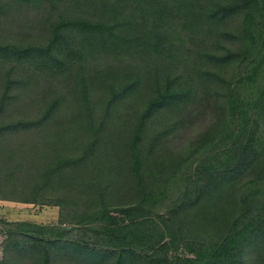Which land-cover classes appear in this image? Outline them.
Masks as SVG:
<instances>
[{
  "label": "trees",
  "instance_id": "16d2710c",
  "mask_svg": "<svg viewBox=\"0 0 264 264\" xmlns=\"http://www.w3.org/2000/svg\"><path fill=\"white\" fill-rule=\"evenodd\" d=\"M76 2L0 0V14L25 7L60 8V19L50 29L46 43L31 44L20 34L22 43L0 44V63L31 64L39 71L76 67L72 85L80 92L81 105L72 121L91 123L86 131L91 140L77 149L52 148L47 152L38 145L13 146L10 140L21 134L41 132L50 123H66L60 117L61 98L31 101L12 94L15 89L29 88L31 77L13 80V69L8 71L0 78V200L37 204L39 198H50L65 202L75 200L78 193L86 198L80 201L88 205L79 224L105 227L102 235L106 242L90 244L47 240L46 228L27 224L32 229L27 233L33 235L28 238L34 242L31 249L44 250V264H52L53 254L60 250L73 251L84 264H103L113 258L115 264H151L137 254L136 244L148 245L155 238H168L175 244L181 237L176 221L188 215L215 223L221 237L210 248L191 252L193 257L178 256V264H250L249 255L264 244V188H240V182L247 176L252 177L253 185L264 182V87L255 100H245L236 83L221 72L253 61L260 0H86L81 9ZM238 17H243L241 34L222 30L226 22ZM166 27L180 35L181 41L182 34L186 35L193 48L185 43L175 45L178 38L167 34ZM221 39L243 44L236 50ZM175 46L178 51H189L186 63L178 59ZM101 59L114 60L119 66L99 68ZM263 70L264 57L238 85L245 81L256 84ZM218 88L223 92L218 94ZM96 93L103 106L99 118L92 105ZM32 104L41 113L36 117L12 119L8 113L13 105L26 108ZM195 109H213L217 117L214 125L196 137L193 147L187 149L190 154L165 150L173 132L189 121L193 125ZM163 114L177 116L178 121L149 137L148 126ZM128 126L131 132L125 131ZM217 137L223 150L214 161L200 165L197 191L179 197L168 212L155 213L158 185L166 188L191 154ZM121 159L129 164L130 174L113 181L100 173L107 185L102 187L99 179L94 183L95 170L103 172ZM20 188L24 196L19 200L7 196ZM31 192L33 198L25 200ZM101 197L97 206L95 200ZM127 197L134 202L127 204ZM155 216L160 224L154 221ZM0 222L8 223L1 218ZM9 237L13 234L7 235L6 255L0 264L8 263L12 250H25L22 243L9 242Z\"/></svg>",
  "mask_w": 264,
  "mask_h": 264
},
{
  "label": "rangeland",
  "instance_id": "374dc122",
  "mask_svg": "<svg viewBox=\"0 0 264 264\" xmlns=\"http://www.w3.org/2000/svg\"><path fill=\"white\" fill-rule=\"evenodd\" d=\"M76 1L80 9L87 5L86 0ZM260 3L261 11L257 17V43L254 50L255 57L253 61L246 66H231L221 72V75L224 78L229 81L233 80L236 83V89L239 91L240 96L249 101L255 100L264 87V70L261 72L256 84H248L245 81L244 84L238 85L241 78H246L251 75L253 67L264 57V0H260ZM58 9H60L58 6L53 7L47 5L39 8L25 7L22 8V10L13 9L8 13L4 12L0 14V16L4 15L0 19V44L18 45L22 43L21 39H24L20 38V34H23L26 37V40L28 39L31 44L46 43L50 37V29L60 19L61 12ZM242 26L243 17H238L237 19L234 18L226 22L223 25L222 30L241 34ZM167 27L165 28V32H167V34L173 33L175 37L178 38L174 41L175 45L180 46L181 43H185L188 47L193 48L186 35L182 34L181 38L183 41H181L179 39L180 35H176L174 31H169V28ZM170 28L173 30L174 26H171ZM220 42L229 47H233L236 50L240 49L243 44L234 43L233 41L226 39H221ZM217 43H219V40L214 45ZM177 49L178 47L175 46V51L178 53V59L186 63L188 58L187 52L189 51L184 50V48L179 51ZM109 62L105 59H101L100 62H98L100 66L97 62L92 65H98L99 68H108L110 65L119 66V63L114 60H110ZM87 64L86 67H90ZM74 68L39 71L31 64L18 65L9 62L0 63V78L7 74L11 69L13 70L10 72V76L13 80H23L31 77V86L29 88L15 89L12 94L21 97L24 95V98L31 101L42 100L44 102H50L55 97L61 98L62 110L60 117H64L65 119H63V122L66 123L65 126L50 123V125L41 132L21 134L10 140L12 141L13 146L21 144H29L28 146L38 145L43 151L46 147L47 152H51L52 148L56 150H68V148L75 147L77 149V146L80 143L84 145L89 143L91 139H89L90 135H87L86 131L87 126H91L90 121L87 120L82 123H77L74 120L72 121L77 108L81 105L80 92H78V89L76 88L73 89L72 85L75 77H77V72ZM216 88L217 86L214 87V89ZM217 90L218 94L219 92H223L220 88ZM95 95L96 96H93L92 105L95 110V116L99 118L103 106L98 100L99 95L97 93ZM38 109L39 108H37V105L35 104L26 108L21 105H13L8 113L12 116V119H22L26 117L32 118L41 114L37 111ZM124 111L125 110L123 109H119V113H124ZM194 115L196 116L191 119L193 125H190L189 123L191 122L189 121L187 124L188 128L187 126L183 127L169 136L171 142L170 144H167L168 147H165V150H169L175 155H179L181 152H187L186 154H190L191 151H187V149L189 150L193 147L196 137L213 126L217 118L214 115L213 109H195ZM59 118H56V120ZM177 121V116L163 114L162 116L153 119L150 126H148L147 134L149 133L150 137L152 134L158 133L161 130L165 131ZM126 126L127 125L123 124L124 128ZM235 126L238 130V121H236ZM130 128L128 126L125 131L131 132L132 130ZM126 136L127 138H130L127 134ZM218 139L219 138L217 137L213 142L209 145H205V147L201 148L197 153H192L185 165L182 166L177 177L172 180L166 188L162 185H158L156 193L160 194V197L154 200L157 204L154 209L155 213L157 212L162 215L163 213L168 212V207L175 200L184 196L186 193H192L196 190L195 183H198L200 177V165L204 162L214 161L216 155L220 154L223 150V145ZM189 146L191 148H188ZM32 152H34V150H31L30 153ZM35 155L33 154V157H35ZM113 163L114 164L111 165L110 168L103 172L102 170L100 171V169L95 170V172L94 170L90 171V173L94 172L93 176L96 179L94 183L99 179L102 183V187H104L107 185L105 183L106 179L102 181L104 176H106V178H111L114 181L117 178L122 179L123 175L126 173L130 174V167L129 164L125 162V159L113 161ZM100 173L104 176L99 175ZM251 180L252 177L250 176L244 177L242 182H240V188L243 186H245V188H264V182L258 185H253ZM78 188L86 191V188L82 185H79ZM29 192L30 191H27L26 193ZM34 192H36L35 189ZM38 192L41 194H49L47 190H40ZM109 192H112V190L108 191V193ZM2 194L3 193H0V196H2ZM7 194V196L14 198V200H19L24 196L21 188L18 191H15L14 195ZM33 196L34 194L31 192V195H27L25 200L32 199ZM74 196L75 200L70 201L69 199H65V202L50 198H39L36 201L37 204L33 203L35 201L16 202L0 200V208H3L0 210V218L8 222H0V259L2 256L4 258L6 255L5 246L7 245V235L9 236V234L12 233L13 237H9V242H20L24 245L25 250L15 252L12 250L11 253H8L10 259L7 264H44V250L36 251L33 249L34 242L28 239L33 236L32 232L27 233V231H32V229L28 227L27 224L46 228L47 234L45 238L47 240L86 242L90 244L105 243L106 238L102 235L105 228L104 225L100 223H93L88 226L79 224L81 217L80 214L84 210H88V205H85L87 203L80 201L81 198L86 200L82 195L76 193ZM105 199L106 198H104V200ZM124 199L128 200L125 201L127 204H132L134 202L128 197ZM99 200H103V198H96L95 203L97 206H99ZM119 204L122 205V203ZM156 216L154 221L160 224L161 222ZM188 225L191 226L187 227ZM214 225L215 223L209 224L205 220H195L194 217L187 215V219L180 218L176 221V226L181 236L179 241L175 244H170L168 238H155L152 242L148 243V245L137 243V254H139L143 260H146L151 264H178V256L193 257L194 255L191 252L195 251L197 248L206 250V248H210V245L221 237V233L218 234V232L215 231L218 229ZM31 246L33 247L32 249ZM27 247L30 248V250H28ZM248 259L250 264H264V244L262 248L251 253ZM52 264L84 263L73 251L60 250L53 254ZM103 264H115V258L108 260Z\"/></svg>",
  "mask_w": 264,
  "mask_h": 264
},
{
  "label": "crops",
  "instance_id": "0c3cea01",
  "mask_svg": "<svg viewBox=\"0 0 264 264\" xmlns=\"http://www.w3.org/2000/svg\"><path fill=\"white\" fill-rule=\"evenodd\" d=\"M3 208L1 207L0 210H2Z\"/></svg>",
  "mask_w": 264,
  "mask_h": 264
}]
</instances>
